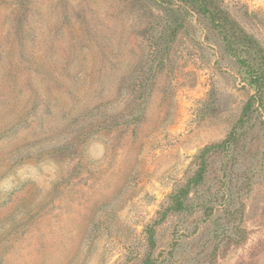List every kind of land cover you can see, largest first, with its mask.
<instances>
[{"label": "rangeland", "instance_id": "obj_1", "mask_svg": "<svg viewBox=\"0 0 264 264\" xmlns=\"http://www.w3.org/2000/svg\"><path fill=\"white\" fill-rule=\"evenodd\" d=\"M217 2L264 46V0ZM162 16L0 0V264H264V117Z\"/></svg>", "mask_w": 264, "mask_h": 264}, {"label": "trees", "instance_id": "obj_2", "mask_svg": "<svg viewBox=\"0 0 264 264\" xmlns=\"http://www.w3.org/2000/svg\"><path fill=\"white\" fill-rule=\"evenodd\" d=\"M162 11L163 27L172 36L179 32L198 34L238 66V80L249 94L242 118L264 117V46L249 33L217 0H151ZM181 198V197H180ZM181 204V200L179 199ZM172 203L167 207L171 210Z\"/></svg>", "mask_w": 264, "mask_h": 264}]
</instances>
